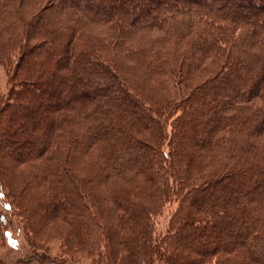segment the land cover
Returning a JSON list of instances; mask_svg holds the SVG:
<instances>
[{
    "label": "trees",
    "instance_id": "obj_1",
    "mask_svg": "<svg viewBox=\"0 0 264 264\" xmlns=\"http://www.w3.org/2000/svg\"><path fill=\"white\" fill-rule=\"evenodd\" d=\"M3 22L2 208L34 242L61 223L75 261L264 264V0H0Z\"/></svg>",
    "mask_w": 264,
    "mask_h": 264
},
{
    "label": "rangeland",
    "instance_id": "obj_2",
    "mask_svg": "<svg viewBox=\"0 0 264 264\" xmlns=\"http://www.w3.org/2000/svg\"><path fill=\"white\" fill-rule=\"evenodd\" d=\"M11 23V21H10ZM9 23V24H10ZM5 22L0 23V28L3 27ZM8 83H7V73L6 70L1 66L0 67V93L6 95L8 91ZM8 175V173H7ZM6 175V179L7 176ZM1 190L0 187V262L3 264H39L38 260L33 259L35 255H46L51 260H55L57 263L63 262L66 264H91L90 260L81 256H74L76 261L72 259L70 255L66 253V251L61 247L62 245V232L63 229H66V226H63L61 223H56L52 227H48L51 233H48L45 236H39V243L34 242L35 240L31 238L30 234L24 231L25 221L28 223V219L26 218L27 214H18L17 210L13 211V208L8 210V212L4 211L2 208L3 203H10L6 199L7 192ZM15 194L18 191L14 190ZM26 192L21 194L20 196L26 199ZM8 196V195H7ZM19 201L20 205L25 203V200ZM175 204L169 205L165 207V209L155 217V234L159 235L164 232L166 223L169 218V214L175 208ZM24 207V206H23ZM26 219L24 221L23 219ZM1 220L3 222H1ZM47 229V230H48ZM3 230L6 231V236L3 237ZM58 230V231H56ZM58 232V233H57ZM35 244L38 248H32L31 246ZM41 248V249H39ZM78 254V253H76Z\"/></svg>",
    "mask_w": 264,
    "mask_h": 264
}]
</instances>
